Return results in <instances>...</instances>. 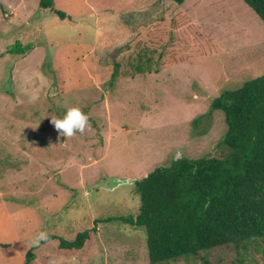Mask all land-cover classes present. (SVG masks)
Listing matches in <instances>:
<instances>
[{
	"label": "rangeland",
	"instance_id": "374dc122",
	"mask_svg": "<svg viewBox=\"0 0 264 264\" xmlns=\"http://www.w3.org/2000/svg\"><path fill=\"white\" fill-rule=\"evenodd\" d=\"M47 1L68 18L0 0V264H24L39 232L87 230L91 255L44 263L148 264L145 230L110 220L138 214L132 180L220 155L228 126L212 104L264 76V23L242 0ZM74 106L91 127L67 139L51 117ZM204 260L264 264V242L243 263L224 247L175 264Z\"/></svg>",
	"mask_w": 264,
	"mask_h": 264
},
{
	"label": "trees",
	"instance_id": "16d2710c",
	"mask_svg": "<svg viewBox=\"0 0 264 264\" xmlns=\"http://www.w3.org/2000/svg\"><path fill=\"white\" fill-rule=\"evenodd\" d=\"M173 1L181 6L186 0ZM242 1L264 23V0ZM41 6L62 21L68 18L51 1L41 0ZM31 50L29 45L18 54ZM119 67L114 64L112 82ZM137 70L144 73L150 67L140 64ZM212 110L223 112L228 126L218 145L220 155L181 158L136 180L138 214L110 220L145 230L148 264H175L224 247L235 249L243 263L250 249L264 242V76L222 93ZM94 231L80 233L74 241L47 235L29 250L24 264H51L61 252L89 256L86 248ZM41 256L51 262L44 263Z\"/></svg>",
	"mask_w": 264,
	"mask_h": 264
},
{
	"label": "clouds",
	"instance_id": "9594fccd",
	"mask_svg": "<svg viewBox=\"0 0 264 264\" xmlns=\"http://www.w3.org/2000/svg\"><path fill=\"white\" fill-rule=\"evenodd\" d=\"M51 122L59 134L67 139L77 134L84 135L91 127L89 116L81 108L75 106L68 108L62 118L51 117ZM46 239V233L39 232L33 237L32 244L39 245Z\"/></svg>",
	"mask_w": 264,
	"mask_h": 264
},
{
	"label": "water",
	"instance_id": "95a60500",
	"mask_svg": "<svg viewBox=\"0 0 264 264\" xmlns=\"http://www.w3.org/2000/svg\"><path fill=\"white\" fill-rule=\"evenodd\" d=\"M132 181H134V182H135L136 180H132Z\"/></svg>",
	"mask_w": 264,
	"mask_h": 264
}]
</instances>
